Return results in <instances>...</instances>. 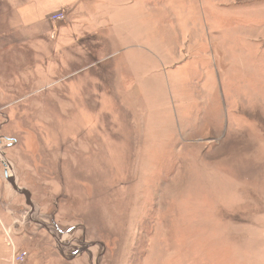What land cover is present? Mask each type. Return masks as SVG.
I'll return each mask as SVG.
<instances>
[{
  "label": "rangeland",
  "instance_id": "374dc122",
  "mask_svg": "<svg viewBox=\"0 0 264 264\" xmlns=\"http://www.w3.org/2000/svg\"><path fill=\"white\" fill-rule=\"evenodd\" d=\"M149 3L120 70L87 75L114 89L80 99L62 57L0 52L9 264H264V0Z\"/></svg>",
  "mask_w": 264,
  "mask_h": 264
},
{
  "label": "crops",
  "instance_id": "0c3cea01",
  "mask_svg": "<svg viewBox=\"0 0 264 264\" xmlns=\"http://www.w3.org/2000/svg\"><path fill=\"white\" fill-rule=\"evenodd\" d=\"M149 2L150 0H0V52L15 51L20 56L21 49L27 48L34 57L50 59V73L59 66L57 57H62L63 63L60 65L68 73L63 77L64 80L58 79L54 84L63 82L67 89H79L80 92L77 91L76 95L80 99L85 96L82 90L114 89L119 86L117 83L121 85L122 82L115 80L110 84L111 80L107 81L103 76L87 75L101 72L109 74L120 70L114 64L103 68V63H115V58L120 53L130 52L137 39L140 41L147 38V19L151 9ZM55 13H62L65 20L50 21V16ZM22 40H25L24 44L13 43ZM126 57L131 65V54ZM88 58L94 60L89 63ZM133 59L135 63V56ZM132 71H136L135 66ZM2 83L4 74L0 76V84ZM2 88L3 85H0V90ZM96 94L92 96L95 101L97 98L104 99L103 95ZM0 103L4 104L3 91L0 92ZM0 117L4 118L3 113ZM1 255L0 264L12 262Z\"/></svg>",
  "mask_w": 264,
  "mask_h": 264
},
{
  "label": "water",
  "instance_id": "95a60500",
  "mask_svg": "<svg viewBox=\"0 0 264 264\" xmlns=\"http://www.w3.org/2000/svg\"><path fill=\"white\" fill-rule=\"evenodd\" d=\"M8 163V162H7ZM9 167H10V163ZM8 168V166H7ZM5 179L7 180V182L11 185V187L13 188V190H15L16 192H18L19 194L23 195L25 198V202L27 204L28 207H30L33 210V204H32V199H31V195L29 194V192L27 190L21 189L20 187H18V185L16 184V181L13 175H9L7 169L5 170ZM58 242H60L59 240H57Z\"/></svg>",
  "mask_w": 264,
  "mask_h": 264
},
{
  "label": "built area",
  "instance_id": "2783aa9c",
  "mask_svg": "<svg viewBox=\"0 0 264 264\" xmlns=\"http://www.w3.org/2000/svg\"><path fill=\"white\" fill-rule=\"evenodd\" d=\"M65 20V17L62 13H55V14H52L50 16V21L52 22H63ZM15 254H13L14 256ZM27 257V253L26 252H21L19 255H18V261H24L25 258ZM15 259V258H14Z\"/></svg>",
  "mask_w": 264,
  "mask_h": 264
}]
</instances>
